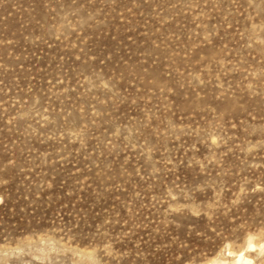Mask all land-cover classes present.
I'll return each instance as SVG.
<instances>
[{"label":"rangeland","instance_id":"obj_1","mask_svg":"<svg viewBox=\"0 0 264 264\" xmlns=\"http://www.w3.org/2000/svg\"><path fill=\"white\" fill-rule=\"evenodd\" d=\"M244 262L264 0H0V264Z\"/></svg>","mask_w":264,"mask_h":264},{"label":"bare ground","instance_id":"obj_2","mask_svg":"<svg viewBox=\"0 0 264 264\" xmlns=\"http://www.w3.org/2000/svg\"><path fill=\"white\" fill-rule=\"evenodd\" d=\"M240 256V258H239V260H242V257H241V255H239ZM249 263V262H248ZM248 263H246V264H248ZM244 264H245V262H244Z\"/></svg>","mask_w":264,"mask_h":264}]
</instances>
